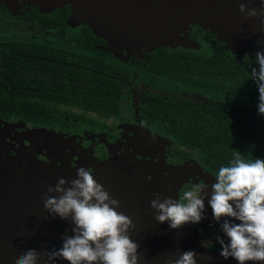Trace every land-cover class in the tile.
<instances>
[{
	"label": "flooded vegetation",
	"instance_id": "af4514ba",
	"mask_svg": "<svg viewBox=\"0 0 264 264\" xmlns=\"http://www.w3.org/2000/svg\"><path fill=\"white\" fill-rule=\"evenodd\" d=\"M74 4L75 0H0V151L14 156L29 151L43 161L60 163L59 153L42 149L43 140L31 139L37 131L47 129L71 139L69 147H73V153L77 154L72 165H76L80 152L86 155V159L97 157L104 160L112 157L113 153L129 155L133 152L141 159L142 154L132 147L134 139L144 135L149 141L151 136H160L164 139L161 154L168 162H199L216 178L217 172L210 168L208 156L176 138L180 126L174 106L183 101L192 102L195 106L208 103L219 112L224 108L231 119L256 124L264 123L261 119L264 114L258 115L259 97L253 100L250 95L227 90L207 89L174 79L164 81L151 66H146L147 62H143L154 57L158 47L150 50L148 46L138 47L137 50H144V54L124 50L125 54L133 55L119 57L116 53L119 50H114L110 42L99 37L104 42H97L96 50L90 52L93 29L75 16ZM229 4H233L238 14L232 17V24H226L230 35L226 31L222 34L233 45L218 39L217 29L221 25L216 27L202 21L191 23L187 31L181 33V36L189 37L188 42L194 47L176 43L162 47L206 53L211 52V40L216 38L224 44L228 56L256 61V52L264 50V24L261 23L264 18L244 19L240 5L259 9L261 0H228L224 10L229 8ZM237 37H245L246 40L236 42L234 39ZM138 44L131 43L122 48ZM243 50L253 52L241 54ZM94 59L98 63H92ZM104 62L108 71L104 75L113 76L119 82L116 109L111 116L74 103L79 101V91L90 93L84 89L90 86V71ZM134 82H139L141 88L133 90ZM135 92H140L139 98L122 109L124 93L127 94L125 97L131 95L133 98ZM31 102L43 103V106L35 108ZM164 110L167 116L163 115ZM251 112H255L257 120H244ZM39 117L52 121L41 124L31 121ZM185 127H188L185 132L189 134V126ZM89 169L92 171L93 168ZM202 184L201 181L183 185L178 202L186 203L182 199L184 192ZM195 227L206 240L207 247L220 253L221 245L216 241V235L226 242L228 238L220 231L219 223L213 219L207 223H195Z\"/></svg>",
	"mask_w": 264,
	"mask_h": 264
},
{
	"label": "water",
	"instance_id": "95a60500",
	"mask_svg": "<svg viewBox=\"0 0 264 264\" xmlns=\"http://www.w3.org/2000/svg\"><path fill=\"white\" fill-rule=\"evenodd\" d=\"M90 1V14L86 3ZM84 0V15L81 20L88 24L93 32L108 42L112 38L136 43L140 40L152 49L172 45L177 42L184 47H193L189 44L188 36L181 33L189 27L190 23H201L207 15L220 20L221 26L232 24V17L238 13L235 7L224 10V0H171L172 14H162L166 5L159 3L156 16L150 13L148 7L152 0H142V8L127 10L107 6L102 1ZM120 9L123 11L121 12ZM223 9V10H222ZM219 24V25H220ZM124 28L126 33L119 29ZM246 30V28H243ZM123 30V29H122ZM241 30V29H240ZM226 31L227 28L223 29ZM219 32L218 39L233 45L226 35ZM138 34L142 39L135 36ZM223 35V36H222ZM245 41V37H237L234 41ZM237 50H235L236 52ZM264 51V50H259ZM253 50L240 51L241 54ZM40 135L48 140L46 149L53 151L63 148L71 139H65L54 130L42 129ZM58 139L59 146H57ZM155 140H164L160 136ZM69 146V145H67ZM64 146V148H67ZM94 161V162H93ZM92 167L94 179L108 190L109 194L120 202L116 210L129 216L134 228L128 230L130 238L138 247V264H165L166 261L177 259L183 252L192 250L197 253V264H238L234 258L225 259L215 249L204 246L206 240L189 222L180 229H171L169 223H159L155 219L156 210L151 207L150 201L155 193L162 197H171L179 200V190L190 176L195 173L205 174L204 167L198 162L191 164L168 163L165 161H152L147 159L129 161L127 157H109L100 160L90 157L88 166L77 161L71 165L60 160L45 162L34 155L18 157L0 152V264H14L16 258L29 248L38 252L52 251L62 247L63 237L72 235L73 224L71 220L53 217L45 208L43 200L47 193V186H55L60 178L70 181L76 178L79 167ZM90 170V169H89ZM151 177V179H149ZM204 183L209 185L204 191L208 193L205 198V217L203 222L213 220V211L208 204L212 188L217 180L211 175ZM68 186V185H66ZM49 195L57 196L58 193ZM232 219V218H228ZM240 223V221L235 220ZM37 264H52L47 257L38 259ZM54 264H70L69 261L57 258ZM246 264H264V261H247Z\"/></svg>",
	"mask_w": 264,
	"mask_h": 264
},
{
	"label": "clouds",
	"instance_id": "9594fccd",
	"mask_svg": "<svg viewBox=\"0 0 264 264\" xmlns=\"http://www.w3.org/2000/svg\"><path fill=\"white\" fill-rule=\"evenodd\" d=\"M240 12L245 14L244 19L264 18V0H261L259 9L241 4ZM261 23L264 24V19ZM255 59L259 69L253 67L251 76L259 92L258 115H262L264 51L256 52ZM216 180L211 185L208 204L220 231L228 238L226 242L216 235V241L221 245L220 255L225 259L232 257L238 264L264 261V159L246 162L237 152L230 166L219 168ZM208 187L204 183L185 191L182 199L186 203L155 193V198L150 201L157 213L155 219L159 223L167 221L171 229H180L189 222L199 223L206 218L204 200L208 193L204 190ZM43 203L51 216L71 220L73 234L63 237L59 249L41 253L29 248L15 259L14 264H37L42 257H47L52 264L57 258L70 264H138L139 245L128 234L135 224L129 216L116 210L120 202L94 179L89 168L81 166L77 169L76 178L70 181L60 178L54 187L47 186ZM222 217L225 219L220 223ZM235 220L240 223H235ZM196 255L195 251L188 250L165 264H197Z\"/></svg>",
	"mask_w": 264,
	"mask_h": 264
},
{
	"label": "trees",
	"instance_id": "16d2710c",
	"mask_svg": "<svg viewBox=\"0 0 264 264\" xmlns=\"http://www.w3.org/2000/svg\"><path fill=\"white\" fill-rule=\"evenodd\" d=\"M94 34L90 35V52L96 50L97 42H104ZM211 43V52L206 53L158 47L156 55L143 62H147L146 66H151L164 81L180 80L207 89L250 95L252 99L259 97L258 87L251 76V69L258 70L259 64L246 57L228 56L224 44L216 38ZM91 62L98 63L95 59ZM107 73L105 62L99 67L94 66L90 71V86L84 87L90 93L79 91V101L74 103L111 116L116 109L119 82L113 76L104 75ZM31 105L42 108L43 103L31 102ZM199 105L183 101L174 106L180 126L176 138L208 156L213 171L218 173L220 167L230 166L237 152L246 162L264 159V123L247 124L231 119L224 108L219 112L212 104ZM163 115L167 116L166 110ZM31 121L41 124L52 120L37 118ZM185 126H189V134L185 132L188 130Z\"/></svg>",
	"mask_w": 264,
	"mask_h": 264
},
{
	"label": "rangeland",
	"instance_id": "374dc122",
	"mask_svg": "<svg viewBox=\"0 0 264 264\" xmlns=\"http://www.w3.org/2000/svg\"><path fill=\"white\" fill-rule=\"evenodd\" d=\"M83 1L84 0H75V4H74V14L79 19H81V17L82 18L85 17L84 11H83V7H84V2ZM224 1H225V3L228 2V0H224ZM102 2L104 4H106L107 6H114L115 8L121 7V8H126L127 10L135 9L136 7H139V6H140L139 8H142L141 5L143 4L142 0H103ZM152 2L153 3L150 4V6L148 7V10L154 16H156V15H158L160 13V11L157 9V6H158L159 3H162V4L166 5V9L164 10V12L162 14L169 15V14H172V12L174 11L173 7L171 8V3H170L171 0H152ZM91 3H95V0L91 1ZM86 5L89 7L88 8V14H90V1H88L86 3ZM229 6L233 7V4L232 5L229 4ZM120 11L123 12L121 9H120ZM214 19H217V22H215ZM214 19H213V17L207 15V17L203 19V22H205L207 24L214 25L216 27H219L218 25L220 24V20L222 19V15H221V19H218L216 17ZM193 24H195V23H193ZM221 27L217 29V32H220V30L223 32V29L226 28V24H224V26H221ZM122 29H119V30L121 32L127 34L126 30L124 28H122ZM186 31H187V29H185L183 32H186ZM227 34H228V36L230 35L229 31L227 32ZM135 36H137L140 39H142V37H140L138 34H135ZM109 41H110V44L113 47H115L114 50H119L118 52L115 51L117 54H119V57H122L123 55L126 56V57H129V56L133 55V54H125L124 50H128V53L130 52V53H142V54H144V50H137V48L138 47L141 48L143 46H148L149 50L152 49L149 45H147V44L144 45L140 40H135L136 43H139L137 46L126 47V48H122V46H126V45L131 44V43H126V42L127 41H133L132 39L123 41L121 39H117V38L114 37V38L110 39ZM175 43H176V45H181V44H178L177 42H172L171 44H175ZM133 44H135V43H133ZM191 46L194 47V45H191ZM196 47H198V46H196ZM138 83L134 82L132 84V86L134 85L133 90H137V88L138 89L141 88V87L138 86L140 83L139 84ZM129 89H131V87ZM129 94H131V93H128V95ZM126 95L127 94L124 93L123 98H122V100L125 99V100L122 101V106H121L122 109L128 107L130 105V102H132L133 99L137 100V98H139V96H140V92H135L133 98H132L131 95H130V97H125ZM247 115L248 116L246 118H244V120H247V119L248 120H253V121L257 120L256 119L257 115L255 114V112H251L250 114L247 113ZM261 119L264 120V116ZM40 133L41 132L37 131L34 134V137L31 138V139L37 140V141L43 140L41 142V148L44 149L49 142H48V140H44V138L42 137V135H40ZM55 133L58 134V135L64 136L62 133H59V132H55ZM64 138L67 139L66 136H64ZM147 138H148L147 136L143 135V136H139V138H137V139H134L133 146H132L134 151H136L137 153H141L142 154V158L141 159H147V160H152V161H156V162H158V161L168 162L166 157H164L161 154V148H162V145H163L164 141L163 140H155V139L152 138V136L150 138L151 140H149V141H148ZM55 140L58 142L57 146H59V144H60L59 141L60 140L59 141H58V139H55ZM145 144L147 146H144ZM67 145H69V142L68 143L66 142L65 145H63V148H61V149L60 148H55V149H53V151H50L48 149L47 150L49 152H52V153H59V159L61 161H65V162H67V163L72 165L73 157H74V155H77V154L73 153V147H69ZM64 146H67V148H64ZM144 149H146L147 151L144 150ZM143 150H144V152H143ZM7 153L8 152H6V154ZM3 154H5V153H3ZM33 154H34V152H29L28 151L26 154H21L18 157H27V156L33 155ZM8 155H10V154H8ZM12 156H14V155H12ZM78 156H79L78 160H76L75 162L77 163V161H80L84 165L88 166V160H90V158L86 159V155L83 152H80V154ZM113 157H127L129 159V161H131V160L133 161L134 157L137 160L140 159V158H137V156L135 155V152L130 153L129 155H118L116 153H113ZM45 162H48V161H45ZM51 162H53V161H51ZM168 163H170V162H168ZM190 163L194 164L196 162H190ZM58 164H60V163H58ZM211 175L212 174L209 171H205V174H203V173H201V174L200 173H195L194 176H190L188 181L185 182L183 185H185L188 182H192V183H198L199 182L200 183L201 181L204 184L205 180L208 177L210 179ZM213 177H214V175H213ZM202 220L200 222H203ZM235 223H238V222L235 221Z\"/></svg>",
	"mask_w": 264,
	"mask_h": 264
}]
</instances>
